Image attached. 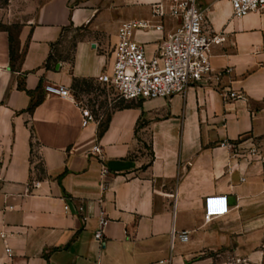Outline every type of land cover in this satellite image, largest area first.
<instances>
[{
    "label": "crops",
    "instance_id": "0c3cea01",
    "mask_svg": "<svg viewBox=\"0 0 264 264\" xmlns=\"http://www.w3.org/2000/svg\"><path fill=\"white\" fill-rule=\"evenodd\" d=\"M0 1V264H264V11L197 0L220 37L210 74L169 99L122 100L99 80L117 27L157 23L168 0ZM178 22L133 39L153 55ZM210 196L226 210L205 220ZM172 229L188 238L170 249Z\"/></svg>",
    "mask_w": 264,
    "mask_h": 264
},
{
    "label": "built area",
    "instance_id": "2783aa9c",
    "mask_svg": "<svg viewBox=\"0 0 264 264\" xmlns=\"http://www.w3.org/2000/svg\"><path fill=\"white\" fill-rule=\"evenodd\" d=\"M233 17H243L250 12L264 11V0H228ZM154 15L159 18L157 23L147 20L122 21L117 27V41L113 47V61L109 70L100 74L99 80L113 92L117 99H156L170 98L183 93L190 84L202 81L212 70L210 48L220 40L219 35H210L204 30V10L197 0H168V4L160 1L154 5ZM169 16L179 22L166 32L157 51L147 55L144 45L133 39V33L140 28L163 29L162 19ZM47 96L70 98L67 87L57 84L44 85ZM226 99H241L242 94L234 91H221ZM85 122L95 121V115L82 108ZM220 146L231 147L223 141ZM100 147L96 145L93 153L100 155ZM105 168H102V174ZM205 220L220 215L226 210L225 196H210L205 199ZM67 209V206H64ZM99 217V229L95 238L101 239L102 226L105 223ZM186 231H171L170 249L175 240L185 241ZM9 252V249H7ZM166 261V260H164ZM163 262V261H162Z\"/></svg>",
    "mask_w": 264,
    "mask_h": 264
},
{
    "label": "rangeland",
    "instance_id": "374dc122",
    "mask_svg": "<svg viewBox=\"0 0 264 264\" xmlns=\"http://www.w3.org/2000/svg\"><path fill=\"white\" fill-rule=\"evenodd\" d=\"M0 5L1 6L3 5V1H0ZM76 100L79 102V104L82 106V108H86L89 111L98 109V107H96L97 101L94 100L93 97H90V96L83 97L80 94V95L76 96Z\"/></svg>",
    "mask_w": 264,
    "mask_h": 264
}]
</instances>
